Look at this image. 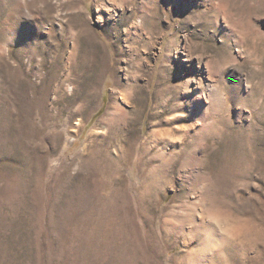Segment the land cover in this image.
I'll return each instance as SVG.
<instances>
[{"label":"rangeland","instance_id":"1","mask_svg":"<svg viewBox=\"0 0 264 264\" xmlns=\"http://www.w3.org/2000/svg\"><path fill=\"white\" fill-rule=\"evenodd\" d=\"M0 264H264V0H0Z\"/></svg>","mask_w":264,"mask_h":264},{"label":"bare ground","instance_id":"2","mask_svg":"<svg viewBox=\"0 0 264 264\" xmlns=\"http://www.w3.org/2000/svg\"><path fill=\"white\" fill-rule=\"evenodd\" d=\"M30 13V12H29ZM28 13V14H29ZM146 32V31H145ZM140 60V59H139ZM139 66H140V64H139ZM89 88V87H88ZM90 91V90H89ZM88 91V92H89ZM93 93V92H92ZM87 97V96H86ZM130 97V96H129ZM128 100H129V98H128ZM123 101H125V102H127V99L125 98V99H123ZM130 105V104H129ZM132 107V106H131ZM173 107V106H172ZM171 108V107H170ZM132 109H135V108H132ZM131 109V110H132ZM163 109V108H162ZM165 109H167L168 110V108H167V106L166 107H164V110ZM174 109V108H173ZM117 110H118V112H122V107H119V108H117ZM130 110V109H129ZM164 110H163V112H164ZM169 111V110H168ZM133 112V111H132ZM213 113V112H212ZM135 114V113H134ZM214 114V113H213ZM178 116V115H177ZM137 117V116H136ZM180 117V116H179ZM213 117V116H212ZM210 119V118H209ZM214 123V122H213ZM215 124V123H214ZM153 133V132H152ZM158 136V135H157ZM160 136V135H159ZM160 137H162V136H160ZM173 140V139H172ZM123 144H124V142H123ZM230 181V180H229ZM139 203V202H138ZM142 206H143V204H142Z\"/></svg>","mask_w":264,"mask_h":264}]
</instances>
